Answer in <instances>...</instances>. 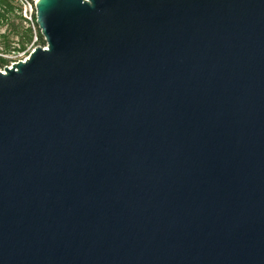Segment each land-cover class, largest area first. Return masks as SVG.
I'll return each mask as SVG.
<instances>
[{"label": "water", "instance_id": "water-1", "mask_svg": "<svg viewBox=\"0 0 264 264\" xmlns=\"http://www.w3.org/2000/svg\"><path fill=\"white\" fill-rule=\"evenodd\" d=\"M0 71V264H264V0H38Z\"/></svg>", "mask_w": 264, "mask_h": 264}, {"label": "trees", "instance_id": "trees-1", "mask_svg": "<svg viewBox=\"0 0 264 264\" xmlns=\"http://www.w3.org/2000/svg\"><path fill=\"white\" fill-rule=\"evenodd\" d=\"M17 7L12 5L9 0H0V25H10L13 28V33L19 38L20 42V50H23L25 47V44L29 43L34 36H36L37 40H39L40 43L45 45V40L43 39V36L41 35L39 29L36 27L35 30L31 26H24L22 22L24 23L23 17L17 13L16 10ZM14 17L19 18L20 22L19 25H15L12 21ZM3 38H6V35H1ZM8 50L10 45H6ZM7 50V49H4ZM8 62L7 59L0 56V64H6Z\"/></svg>", "mask_w": 264, "mask_h": 264}, {"label": "built area", "instance_id": "built-area-1", "mask_svg": "<svg viewBox=\"0 0 264 264\" xmlns=\"http://www.w3.org/2000/svg\"><path fill=\"white\" fill-rule=\"evenodd\" d=\"M38 0H9V2L14 5L17 10V13L20 14L23 19H24V23L27 26H31L33 28V30L36 29V27L38 28L37 24H36V8H35V4ZM39 29V28H38ZM36 38V36H34ZM16 45L13 46V50L12 52H17L19 53V57L18 58H11L10 60H8V62L4 65L7 67H11V65L17 61H25L29 54L34 50L35 47L31 48L30 50H23L21 53L19 52L20 50V44L19 43H13ZM0 56H5V54L0 53ZM12 57L11 55H7V57ZM4 67L0 69V71L4 72Z\"/></svg>", "mask_w": 264, "mask_h": 264}, {"label": "rangeland", "instance_id": "rangeland-1", "mask_svg": "<svg viewBox=\"0 0 264 264\" xmlns=\"http://www.w3.org/2000/svg\"><path fill=\"white\" fill-rule=\"evenodd\" d=\"M12 21H14L13 23L15 25H19V22H20L19 18L14 17ZM22 24L26 26L25 23L22 22ZM1 35H6V38H3ZM18 39L19 38L13 33L12 26L6 25V24L0 25V53L5 54V56H2V57H4L7 60H10L11 58H18L20 56L19 53L12 52L13 46L16 47V45L13 43L20 44ZM7 44L10 45L9 50L6 46ZM37 45L44 46L42 43L39 42V40H37V38L33 37V39L29 43L25 44V47L23 50H30L31 48ZM4 49H7V50H4ZM23 50H19V52L21 53ZM7 55H11L12 57H9V56L7 57ZM4 65L5 64H0V69L3 68Z\"/></svg>", "mask_w": 264, "mask_h": 264}]
</instances>
